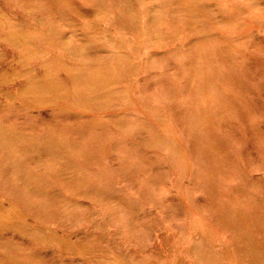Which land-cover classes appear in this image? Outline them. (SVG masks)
Listing matches in <instances>:
<instances>
[{
    "label": "rangeland",
    "instance_id": "rangeland-1",
    "mask_svg": "<svg viewBox=\"0 0 264 264\" xmlns=\"http://www.w3.org/2000/svg\"><path fill=\"white\" fill-rule=\"evenodd\" d=\"M0 264H264V0H0Z\"/></svg>",
    "mask_w": 264,
    "mask_h": 264
},
{
    "label": "bare ground",
    "instance_id": "bare-ground-1",
    "mask_svg": "<svg viewBox=\"0 0 264 264\" xmlns=\"http://www.w3.org/2000/svg\"><path fill=\"white\" fill-rule=\"evenodd\" d=\"M41 148H42V147H41ZM41 148H40V149H41ZM41 151H42V149H41Z\"/></svg>",
    "mask_w": 264,
    "mask_h": 264
}]
</instances>
